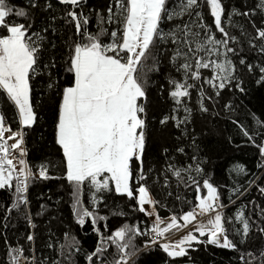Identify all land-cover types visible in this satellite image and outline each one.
I'll return each instance as SVG.
<instances>
[{
  "label": "snow or ice",
  "instance_id": "1",
  "mask_svg": "<svg viewBox=\"0 0 264 264\" xmlns=\"http://www.w3.org/2000/svg\"><path fill=\"white\" fill-rule=\"evenodd\" d=\"M53 3L63 6L60 19L72 25V34L61 36L66 55L60 59L53 39L58 33L52 26L57 17H50L52 24L45 17L44 26H35V13H47ZM204 4L210 9L215 31L213 25L204 22ZM84 6L85 0H28L25 7L0 0V100L14 107L18 124L13 130L0 108V190L10 191L12 196L4 210L3 227L7 229L9 217L16 212L23 213L34 228L27 212L29 186L37 178H54L49 176L48 165H38L33 171L25 159L26 132L38 124L44 106L39 96L33 98L37 83L42 81L53 100V139L62 152L63 176L55 178L64 179L71 189L76 222L83 226L86 219L90 220L99 236L94 251L86 257L89 264H135L133 258L141 250L135 240L141 236L145 237L143 248L158 246L173 260L187 256L188 250L199 244L239 251L237 243L229 238L226 224L235 221L241 225L236 234L243 244L255 222L250 223L243 208L234 217L225 218L226 205L220 201L218 188L204 178L203 161L195 152L188 156L183 138L189 137V146L195 149V136L188 130L191 90H198L199 110L207 112L205 100H212L213 95H206L204 85L218 97L236 80L238 65L249 73L258 72L256 83L264 84V62H247L236 47L240 43L237 37L227 30L232 27L233 15L250 19L259 16L260 26L252 22L254 35H242L249 48L264 56V0H255L247 11L233 8L226 17L221 0H111L104 12L92 10L94 19L91 12L85 13ZM163 64L168 66L167 87L161 84L157 91L166 93L171 107L157 122L161 130L171 124L181 135L171 151L163 148L165 166L157 171L152 165L145 169L152 124L148 118L149 73H159ZM241 83L234 86L243 92ZM256 126L253 134L240 126L242 134L254 144L257 135L264 141V122L257 120ZM256 146L264 157V142ZM176 154L187 156L191 162L178 160ZM234 170L238 176L246 175L241 165ZM171 178L177 187L194 189L196 203L179 216L173 213L165 224L159 214L160 201L148 181L160 183L162 179V187L167 189ZM248 183L252 185L255 180ZM257 187L264 196V186ZM85 190L90 207L84 204ZM234 191L238 193L239 189ZM113 192L133 202L140 213L154 217L152 226L141 230L138 225L123 224L110 235L101 234L97 221H106L107 217L99 215V205ZM180 199L177 195L176 200ZM260 214L264 220V209ZM182 229H188L186 234L172 242L170 235ZM258 231L264 234V227H258ZM26 241L27 254L23 245H13L5 236L3 264H37L34 234L28 233ZM73 247L80 250L74 241L60 244V257L65 258V248ZM109 248H114L112 259L108 258ZM257 259L264 264V250L258 258L251 252L240 254L242 264H255ZM51 264L61 261L53 259Z\"/></svg>",
  "mask_w": 264,
  "mask_h": 264
},
{
  "label": "trees",
  "instance_id": "2",
  "mask_svg": "<svg viewBox=\"0 0 264 264\" xmlns=\"http://www.w3.org/2000/svg\"><path fill=\"white\" fill-rule=\"evenodd\" d=\"M221 2L225 6L226 17L233 8L241 12L247 11L248 8L253 7L255 0H221ZM11 3L17 7H25L28 0H11ZM110 3L111 0H85L84 11L86 14L91 12L94 19L95 11L92 10L104 12ZM202 11L204 22L213 25V18L206 4L203 5ZM63 12V6L53 3L52 9L47 13H35V26L37 28L44 26L45 17L48 18L50 24H52L50 17H57L52 26L58 33L56 37H53L57 44L55 51L58 59L66 55L61 36L67 37L72 34V25H65L60 19ZM252 22L260 26V17L254 16L250 19L242 15H233L232 27H228L227 30L230 35H235L240 42L236 47L241 56L247 62L256 64L264 62V56H260L254 49L249 48L246 36L242 35V33L249 36L254 35ZM224 23L227 25L226 18ZM213 31H215L214 25ZM233 59L236 60V57ZM168 74L167 64L161 65L159 73H149L148 118L152 124L150 125L148 146L145 152V169L149 165H152L157 171L164 167L163 148L167 146L171 151L177 144L176 137L181 135L179 130L172 127L171 124L166 129L161 130L157 122L158 118L162 114H166L171 107L166 93L161 95L157 91L161 84H165L167 87L166 78ZM258 78V72L249 73L244 66L238 65L236 80L233 81L232 85L222 90L218 97L214 96L207 85H204L206 95H213L212 100H205V106L208 107L207 112L199 110L198 90H191L192 96L187 102V106L191 108V123L188 130L195 136V149L189 146L192 144L189 137L183 138L188 156L195 152L198 159L203 161L201 166L204 169V178H208L218 188L220 201L226 205L224 209L225 218L234 217L236 211L243 208L246 216L250 217V223L255 222L252 224L245 243H239L240 236L236 234V230L241 225L233 221L230 225L226 224V227L229 238L237 243L239 251L224 249L211 244H199L193 246L194 250L189 249L187 256L173 260L158 246L143 248L145 237L141 236L135 240L137 247L141 249L133 258L135 264H242L241 253L251 252L258 258L260 251L264 250V234L258 231V227H264V220L261 219L260 214V210L264 209V196L259 193L257 187V185L264 186V157H261L256 146L264 141L257 135L254 144L242 134L240 129V126H243L250 134H253L254 131L258 130L256 121L264 122V84H257ZM237 82H242L243 92L234 86ZM50 95L44 88L43 82H38L33 98L35 100L39 96L44 106L38 124L34 126L33 130L26 132L25 145L28 153V164L32 166L33 171L38 165L46 164L48 165L49 176L54 178L48 180L37 178L29 186L27 212L35 225L34 228L28 225L23 213L16 212H13L9 217L7 229L3 227L4 210L10 206L12 196L10 191L0 190V264H3L5 260V236L13 245L17 242L23 245L25 254H27L29 244L26 241V235L33 233L35 237L33 247L37 264L41 260L45 261V264H51L53 259H60L61 264H89L86 257L94 251L99 240L90 220L86 219L83 226L76 222L71 207V189L64 179L55 178L63 176L64 168L62 152L53 139V100L49 99ZM225 105H230V107H225ZM0 108L4 110L6 123L10 124L13 130H16L18 124L14 107L5 106L0 100ZM176 155L178 160L185 163L191 162L187 156ZM237 165L243 166L246 175H237L234 170ZM253 179L255 183L249 185L248 181ZM171 180V185L167 189L162 187V179L160 183H154V179L148 181L150 190L155 198L160 201L159 214L163 219L169 218L173 213L179 216L182 212L194 207L196 203L194 189L183 186L177 187L175 179L171 178ZM235 189H239V192L236 193ZM168 192H171L172 195L168 196ZM202 194H206V190H202ZM177 195L181 197L179 201L176 200ZM83 200L85 206L90 207L86 190ZM256 205L259 208H256ZM121 212L123 215L119 214ZM99 215L107 217L106 221H97L100 233L105 236L110 235L123 224L138 225L141 230H146L153 223L152 218L136 210L133 202L114 192L106 197L104 204L99 205ZM201 239L206 238L202 237ZM73 241L80 250L76 251L74 247L65 248V258L60 257L59 245L72 244ZM49 244L53 247H49ZM113 252L114 248H109V259H112L111 253ZM248 259L245 256V260ZM255 264H259L258 259Z\"/></svg>",
  "mask_w": 264,
  "mask_h": 264
},
{
  "label": "rangeland",
  "instance_id": "3",
  "mask_svg": "<svg viewBox=\"0 0 264 264\" xmlns=\"http://www.w3.org/2000/svg\"><path fill=\"white\" fill-rule=\"evenodd\" d=\"M6 135H7V133H6ZM9 143H11V141H10ZM152 219H153V217H152ZM198 219H199V217H198ZM164 222H165V224L168 223V222H169V218H165V219H164ZM162 226H163V225H162ZM187 230H188V229H182V230H179V231H178L173 237L170 238V240H171L172 242L178 241L179 239L182 238L183 235L186 234ZM174 231H175V230H174Z\"/></svg>",
  "mask_w": 264,
  "mask_h": 264
},
{
  "label": "built area",
  "instance_id": "4",
  "mask_svg": "<svg viewBox=\"0 0 264 264\" xmlns=\"http://www.w3.org/2000/svg\"><path fill=\"white\" fill-rule=\"evenodd\" d=\"M25 148H26V145H25ZM26 153H27V149H26ZM25 159H26V161L28 162V153L26 154ZM161 218H162V217H161ZM162 219H163V218H162ZM153 220H154V217H153V219H152V222H153ZM163 220H164V219H163ZM151 226H152V225H151ZM151 226H150V227H151ZM150 227H149V228H150Z\"/></svg>",
  "mask_w": 264,
  "mask_h": 264
},
{
  "label": "crops",
  "instance_id": "5",
  "mask_svg": "<svg viewBox=\"0 0 264 264\" xmlns=\"http://www.w3.org/2000/svg\"><path fill=\"white\" fill-rule=\"evenodd\" d=\"M177 232H178V231H175V234H176ZM175 234H173V235H170V238H171V237H173Z\"/></svg>",
  "mask_w": 264,
  "mask_h": 264
}]
</instances>
